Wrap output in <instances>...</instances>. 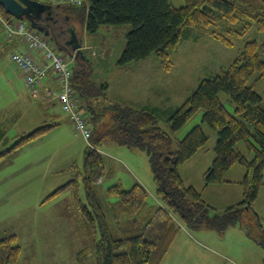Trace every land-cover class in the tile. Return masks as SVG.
I'll use <instances>...</instances> for the list:
<instances>
[{
	"label": "trees",
	"instance_id": "obj_1",
	"mask_svg": "<svg viewBox=\"0 0 264 264\" xmlns=\"http://www.w3.org/2000/svg\"><path fill=\"white\" fill-rule=\"evenodd\" d=\"M184 1L180 7L174 6L171 0H84L80 6H54V18L48 20L53 28L50 38L63 52L69 47V28L75 22L91 34L102 26H128L131 29H127L118 66L124 67L155 54L165 68H170L171 53L189 37L209 35L232 46L230 35L239 34L251 25L256 24L264 31V0ZM0 12L8 20L18 21L1 4ZM79 58L78 62L74 61L76 65L71 62L77 110L85 115L96 132L98 125L94 122L107 115V108L100 112L93 102L109 99L106 95L108 81L93 80L89 71L91 63L81 55ZM46 77L43 76L41 82ZM263 78L264 40L250 39L233 63L203 79L198 89L172 113L170 132L161 127L155 108L139 109L120 102L109 104L113 110L110 126L91 136L93 146L86 148L84 171L80 170L45 200H55L68 188H73L89 239V246L77 254L79 264H88L89 248L95 251L94 264H161L183 226L224 230L240 221L245 210L253 209L264 185V97L254 86ZM221 94L230 97L234 112L226 107ZM57 102L56 106L72 120L70 113ZM201 110H204L203 124L194 126L182 139L175 137L174 134ZM204 124L218 136L216 157L205 174L206 185L228 182L226 174L234 165L245 167L243 200L222 212H217L195 186L186 185L180 172V167L208 143L210 138ZM58 125L59 121L41 123L20 136L11 148L0 152V160ZM104 138L145 151L157 186L154 202L149 200V190L139 182L130 189L119 185L109 187V194L117 197L109 203L114 223L96 192L95 179L103 165L97 148ZM240 144L246 146L247 153L241 150ZM80 179L86 184L89 204L78 194ZM17 241L16 235L0 239V264H20L22 248Z\"/></svg>",
	"mask_w": 264,
	"mask_h": 264
},
{
	"label": "rangeland",
	"instance_id": "obj_2",
	"mask_svg": "<svg viewBox=\"0 0 264 264\" xmlns=\"http://www.w3.org/2000/svg\"><path fill=\"white\" fill-rule=\"evenodd\" d=\"M65 1L66 3L62 5H74L68 4L70 0ZM171 1L176 7L185 4L184 0ZM68 18L70 17L67 16ZM45 23L52 32V24H49L48 20ZM27 25L29 30L35 32L40 39L33 47L36 52L42 53L44 57L52 51L62 53L69 62H73V66L76 65L75 60L67 53L55 47L56 44L52 42L50 35L35 29L30 22ZM70 27L80 28L79 22L71 24ZM128 28V26L122 28L102 26L97 33L88 34L90 41L86 42L85 39L84 43L80 41L84 56L91 63L89 71L94 77L93 80L98 82L102 80L101 82L106 83L111 77H119L115 86L111 85L110 91L106 88L109 99L104 98L102 103H97L98 111L103 112L104 108H107V115L101 116L97 122H94L98 125L99 132L105 131L110 126L112 109L109 104L117 102L114 98L121 99L136 108L145 105L155 108L161 127L170 132V116L198 89L203 79L215 75L220 68L233 63L246 40H264V31L254 24L239 34L230 35L232 46H226L209 35L184 39L171 53L170 68H165L161 58L155 54L123 67L118 66V59L122 53L118 50L126 43V32L128 33L131 27L127 30ZM3 29L7 35L6 29L4 27ZM80 35L78 33L79 39ZM14 37L20 38L28 46L26 37L20 35ZM16 49L20 48L15 47L13 51ZM34 49L29 48L30 51ZM45 63H48V60ZM51 72L60 80L57 72L52 70L48 74ZM125 77H136L140 81L128 80ZM1 85L5 83H0ZM254 86L264 97V78L255 82ZM26 89L15 83L10 84L8 88L10 91L20 92L28 91ZM7 97L1 87L0 103L10 100L17 103L30 102L28 97L14 96L8 99ZM221 99L226 107L234 112L235 105L230 97L221 94ZM55 109L58 114L57 120L66 127L65 131L70 132L69 137L59 133L54 140L46 139L45 142L37 145L32 140V143L30 141L24 144L0 160V239L11 235L17 236V244L22 248L20 264H79L78 252L83 247L89 246L73 188H68L55 200L45 201L57 188L79 174L80 170L84 171L85 150L92 141V139L86 140L75 125L71 124L68 114L62 112L58 106ZM203 115L204 110L197 112L174 136L182 139L194 126L203 124ZM38 117L39 114L36 111L34 115L33 106L30 105L25 121H20L19 125H24L25 129L34 119L38 121ZM203 126L210 139L204 148L180 167V172L186 185L195 186L217 212H222L243 200L242 179L245 167L236 164L226 174V178L230 181L206 185L205 174L216 157L215 146L218 136L207 124ZM14 130L11 128L9 134H16L17 132L12 133ZM98 131L93 130L92 137L100 134ZM12 146L3 149L8 150ZM239 147L247 153L244 144H240ZM97 149L102 155L103 165L95 179L96 192L111 222L114 223L115 218L109 209V203L116 201L117 197L109 194V187L119 185L123 189H130L139 182L149 190V200L154 202L157 199V186L145 151L120 145L109 138H104ZM100 179L101 182L98 181ZM78 194L81 200L89 204L83 179H80ZM170 249L161 264H263L264 185L260 189L259 198L253 203V209L245 210L240 221L235 225L232 224L224 230L207 226H186V229L182 228L178 231ZM87 253L88 264H94L95 251L89 248Z\"/></svg>",
	"mask_w": 264,
	"mask_h": 264
},
{
	"label": "crops",
	"instance_id": "obj_3",
	"mask_svg": "<svg viewBox=\"0 0 264 264\" xmlns=\"http://www.w3.org/2000/svg\"><path fill=\"white\" fill-rule=\"evenodd\" d=\"M77 29H78L77 30L78 33L81 34L80 35L81 41H83L84 39L86 42L90 41L88 37L89 33L85 29H83L82 26H80V28L77 27ZM100 45L103 47L105 46V44H100ZM15 47H19L23 51H28L30 54H32L35 57V59L38 62H43L44 60V56L42 53L36 52L35 50L30 51L29 47L26 46V44L18 37L9 38L7 35H5L3 27L0 26V83H3V82L5 83V85L0 86V89L1 87H3V91L6 93V96L8 95L7 99L14 97V96L28 97L30 99L29 100L30 102H18L17 103V102H14V100H10L5 103H0V152H2L5 148L9 147V145H14L15 142L19 140L20 136L30 133L35 128H37L41 123L45 121H49V122L59 121L57 120L58 114L55 109L56 104L58 102L56 100H53L51 96L48 94V90H51L54 92H58V90L60 91V83L58 79L56 78V75L53 72H51L50 74L47 75L46 78L43 79L36 93H33L32 91H30L24 82L23 75L12 64L11 53ZM121 48L118 51H122ZM106 50H107V46L105 47V51ZM117 70H119V68ZM118 78L119 77H111L107 80L109 91L111 90L112 84L113 86H115L116 79ZM125 78L128 80H134L136 82L140 81V79L136 77H125ZM14 83L17 84L18 86H24L25 89L26 88L28 89L29 93L28 91H25V90H23V92L8 90L10 84H14ZM29 94H31V96H29ZM114 99H116L115 101L117 102L126 103V102H123L121 99L120 100H117V98H114ZM97 103H102V102L96 100L93 102V105L96 107L98 106ZM30 105L33 106L34 115L36 114V111H37V113L39 114V117H38V121L37 119H34L33 123H31L27 128L24 129V125H19V122L25 121L24 120L25 115ZM145 107H148V106L145 105L139 109H143ZM110 112L112 113V110ZM69 120L72 122L71 124H74V122L70 118ZM101 126L104 128L103 124H101ZM105 126H107V124ZM11 128L15 129L12 133H15V132L17 133L14 135L9 134L10 133L9 130ZM65 128L66 127L62 123L54 127L52 129L53 131L50 130L52 131L50 134H47L44 137L37 139V140H33V141L35 145H37L41 142H45L46 139L54 140L55 137L59 133H64L66 137H69L70 132L68 133L67 131H65L64 130ZM33 141H31V143ZM98 181L101 182V179ZM183 228L186 229V226H183ZM170 250L171 249H169V251ZM166 256L164 257V259L166 258Z\"/></svg>",
	"mask_w": 264,
	"mask_h": 264
},
{
	"label": "built area",
	"instance_id": "obj_4",
	"mask_svg": "<svg viewBox=\"0 0 264 264\" xmlns=\"http://www.w3.org/2000/svg\"><path fill=\"white\" fill-rule=\"evenodd\" d=\"M54 4H65V0H46ZM84 0H70L68 4L82 5ZM69 2V1H68ZM0 26L6 29V34L9 38L16 35L24 36L27 39L28 47L34 49L36 42L40 39L35 32L29 30V26L26 22L18 20H8L0 12ZM35 50V49H34ZM48 60V63L45 61ZM11 61L14 66L23 75L25 84L29 89L36 93L38 86L41 84L42 77L47 75L50 71H55L59 74V81L61 83V89L58 92L48 90V94L53 100L59 101L62 109L65 112L70 113L72 120L74 121L75 128L84 136L86 140H90L92 129L84 114L77 110V99L75 92V84L73 82V68L71 62H69L64 54L52 51L51 54L45 55L42 63L36 61L35 57L21 49L12 51Z\"/></svg>",
	"mask_w": 264,
	"mask_h": 264
},
{
	"label": "water",
	"instance_id": "obj_5",
	"mask_svg": "<svg viewBox=\"0 0 264 264\" xmlns=\"http://www.w3.org/2000/svg\"><path fill=\"white\" fill-rule=\"evenodd\" d=\"M0 4L16 19L27 20L35 29L44 32L48 36L50 35L48 25L45 21L53 20L52 11L55 5L39 0H0ZM56 6L59 7L60 5ZM69 31L70 35L67 43L71 48H64V52L78 62L80 55L85 57L82 44L77 29L70 27Z\"/></svg>",
	"mask_w": 264,
	"mask_h": 264
},
{
	"label": "bare ground",
	"instance_id": "obj_6",
	"mask_svg": "<svg viewBox=\"0 0 264 264\" xmlns=\"http://www.w3.org/2000/svg\"><path fill=\"white\" fill-rule=\"evenodd\" d=\"M2 15H3V14H2ZM3 16H4V15H3ZM13 17H14V16H13ZM92 135H93V132L91 133V136H92ZM91 136H90V138H91ZM90 138H89V139H90Z\"/></svg>",
	"mask_w": 264,
	"mask_h": 264
},
{
	"label": "flooded vegetation",
	"instance_id": "obj_7",
	"mask_svg": "<svg viewBox=\"0 0 264 264\" xmlns=\"http://www.w3.org/2000/svg\"><path fill=\"white\" fill-rule=\"evenodd\" d=\"M69 47H70V46H69ZM69 47H68V48H69ZM70 48H71V47H70Z\"/></svg>",
	"mask_w": 264,
	"mask_h": 264
}]
</instances>
